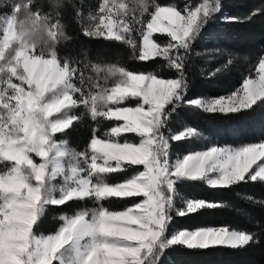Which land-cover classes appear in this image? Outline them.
<instances>
[{
  "label": "snow or ice",
  "instance_id": "6c2138e0",
  "mask_svg": "<svg viewBox=\"0 0 264 264\" xmlns=\"http://www.w3.org/2000/svg\"><path fill=\"white\" fill-rule=\"evenodd\" d=\"M11 8L10 14L0 18V57L7 50L16 61L13 66L5 59L7 70L0 65V92L7 87L15 101L14 108L0 101V163L5 165L0 171V264H158L169 246L238 249L253 241L245 231L227 227L178 231L166 237L173 194L181 181H206L213 187L264 181V143L211 147L170 162V141L200 135L193 127L166 134L170 117L189 87L179 53L189 50L209 19L221 10L220 0H203L194 9L182 10L142 0H112L111 4L103 0L99 15L90 17L94 23L83 34L133 44L139 49L140 62L162 56L179 76L160 78L113 67L106 71L117 77L114 87L97 82L88 91L78 67L58 53L57 45L64 37L59 19L53 21L42 13L34 0H23L22 5L17 0ZM137 9L141 19L135 21L139 24L135 31L142 36L138 45L129 34L133 31L129 14L134 19ZM113 10L117 19H112ZM14 11H23L27 17V25L19 30L9 19ZM223 19L236 22L234 17ZM118 24L123 32L117 31ZM153 33H166L170 41L161 46L152 39ZM259 72L258 80L245 79L242 88L228 97L197 98L187 104L207 114L251 110L257 101H264V59L259 61ZM131 98L135 106H121ZM77 107L86 109L93 122L106 118L122 123L111 127L104 138L94 132L88 150L71 152L56 137L78 122L72 111ZM5 109H10L8 116ZM121 134H133L138 140L121 141ZM65 157L74 161L70 175L62 162ZM129 169L131 174L123 181L106 182L105 174ZM85 198L100 203L91 212L61 217L64 226L55 235L36 234L48 206L63 207ZM107 198L132 199L133 203L114 211L103 206ZM212 207L215 204L188 199L178 214L183 217Z\"/></svg>",
  "mask_w": 264,
  "mask_h": 264
},
{
  "label": "trees",
  "instance_id": "16d2710c",
  "mask_svg": "<svg viewBox=\"0 0 264 264\" xmlns=\"http://www.w3.org/2000/svg\"><path fill=\"white\" fill-rule=\"evenodd\" d=\"M9 1L0 0V11L5 3L17 5V0ZM97 1L34 0L35 7L42 13L51 16L53 21L59 19L64 37L57 45L58 53L78 67L79 74L84 76V87L89 90L97 82L108 88L115 85L117 77L110 76L106 71L113 67L159 74L162 78L179 76L174 69H169L162 57L140 62L136 48L123 40L84 35L82 18L87 8ZM142 2L175 6L182 10L188 3L196 5L203 0ZM220 3L221 10L209 19L189 50H180L189 87L185 91L184 101L176 106L166 126V134L169 127L181 129L187 125L200 130L203 135L199 140L188 138L180 142L170 141V156H182L194 146L207 141V144L213 142L236 147L264 141V101H257L251 110H242L238 114H207L187 104V101L199 96H220L234 91L264 49V0H220ZM19 4L22 5L23 0H19ZM15 15L18 22L27 25L23 11H16ZM225 17H234L236 22H226L223 19ZM221 51L225 55L210 54ZM92 90L95 91V88ZM169 108L171 110V106ZM72 111L79 117L78 122L56 137L67 143L71 152L88 150L87 145L94 132L102 137L115 124L114 120L106 118L93 122L83 107ZM120 139L136 140L132 134L122 135ZM130 174L131 169L128 172L105 174V179L106 182L116 183ZM180 198L204 200L215 204V207L181 217L177 210ZM99 203L92 198H85L68 202L63 207L48 206L35 232L55 233L64 225L61 217L71 218L82 211L91 212ZM132 203V199L107 198L103 206L118 211ZM170 215L172 219L166 229L167 238L178 230L225 226L245 231L253 236V241L238 249L218 246L200 250L188 249L186 245L169 246L158 264H264V181L241 182L227 187H213L206 181H181L177 192L173 194Z\"/></svg>",
  "mask_w": 264,
  "mask_h": 264
},
{
  "label": "rangeland",
  "instance_id": "374dc122",
  "mask_svg": "<svg viewBox=\"0 0 264 264\" xmlns=\"http://www.w3.org/2000/svg\"><path fill=\"white\" fill-rule=\"evenodd\" d=\"M9 2H11V0ZM102 2H103V0H98L95 5L92 4V6H89L87 8L84 17L82 18L84 29L87 28L91 23H94V21H92L90 17L91 16H98L99 15V6H100V4ZM115 2L116 3H120V2L130 3L129 0H115ZM109 3L111 4L112 3V0H109ZM202 3L196 4V5H194L192 3H188L186 6H184V8L185 7H191V8L194 9L195 7L201 5ZM12 4H13L12 2L10 3V5L5 3L3 8L1 6L0 18H2L3 16L11 13V10H12L11 5ZM15 13H16V11L12 12V15H11V17L9 19L13 22V24L16 27V29L19 30L22 25H24V26H26V25L22 21H19V22L17 21ZM182 14H184V13L182 12ZM132 15H133L132 13L129 14V18L131 20V23L129 24V26H130L131 29H133V31L131 33H129V34L131 35V38H132L133 42L138 45V44H140L142 42V36H140V34H139L138 31H135V29H138L139 28V24H137L135 21L138 20V19H141V17H140V14L137 11L134 14V16H135L134 19H132ZM112 19H117L116 15H115V10H113ZM165 23H167V22H165ZM117 31L118 32H123V27H121L119 24L117 25ZM0 38H2V32H0ZM152 39L155 42H157L158 44H160L161 46H165L170 41V37H168L166 33H153ZM131 45H133V44H131ZM135 48H136L137 51H139V49L137 47H135ZM173 54L174 55L176 54L175 51L173 52ZM210 54H213L214 56L225 55L223 53V51L216 52V53H210ZM5 59H8L10 61V63L13 66H15L16 61L11 60L10 57H8V51L5 50L4 56L3 57H0V65H2L3 70H7L8 67H9V65L7 63H4V60ZM261 59H264V49L262 50V53L260 54V57H258L256 63L254 65H252L251 68L247 71V73L245 74L246 75L245 78H243L242 82L236 87V89L234 91H232L230 93H227V94H224V95H220V96H211V97H209V96H199V97H196V98H193V99H197L198 98V99L209 100V99H218V98H220L222 96L223 97H228L233 92H235L237 89L242 88L243 81L245 79L258 80L259 79V75H260V72H259V61ZM136 73H138V74H141V73L142 74H149V73H145V72H136ZM78 75H79V73H78ZM160 78H162V77H160ZM171 78H174V77H171ZM14 82H17V81L14 80ZM5 83L10 84V81H8L7 76H5ZM77 84L79 86V81L78 80H77ZM114 86L115 85H113L112 87H114ZM109 88H111V87H109ZM84 89H85V91H88V89L86 87H84ZM8 91H9V89L6 87L2 92H0V101H2V105H10L12 108H14L15 107V101L12 99L11 96L8 95ZM15 94H16L15 92L12 93L13 96ZM121 106H135V98H131L130 100L123 101L121 103ZM9 111H10V109H5L4 110V115L5 116H8L9 115ZM121 123L122 122L115 121V124H114L113 127L118 126ZM187 127H190V126L183 125V127L181 129H178L176 127H169V130L167 131V135L170 136L172 134H178L179 132L185 130ZM108 132H110V130ZM198 132L200 133L199 136H197V137H191L190 139L196 138L197 140H199L200 138H202V135H203L202 132L200 130H198ZM122 135H127V134H121V136ZM134 137H135L136 140H138V137H136V136H134ZM100 138H104V136H102ZM121 141H123V140H121ZM57 142L59 143V142H63V141L57 140ZM207 143H208V141L205 142V143H202L200 145L194 146L193 148L190 149L189 152H186L182 156H172L171 155L170 156V162L171 163H175V160L176 159H182L184 155H188V154L194 153L196 151H207L211 147H236V146H232V145L217 144V143H213V142L210 143V144H207ZM257 143H264V141L257 142ZM246 146H248V145H246ZM242 147H244V146H242ZM37 162H40L38 158H37ZM62 162L64 163L66 172L70 175L71 174V167H72L74 161L70 157H65ZM257 163H260V161L258 160ZM81 166L86 167L85 165H81ZM4 167H5V165L2 164V163H0V171H2L4 169ZM253 168H255V165H253ZM212 175H214V174H212ZM56 183H57V186L59 187L63 183V177L59 178ZM187 200L188 199H184V198H180L178 200V202H179V204H178L179 207L177 205V210L178 211H181V210H183L185 208L186 201ZM221 227H225V226H221ZM199 229H202V228H198V229H195V230H178V231H196V230H199ZM229 230L240 231V230L231 229V228H229ZM178 231L173 232L172 235L176 234ZM57 232L50 233V234H44V233H36V234L37 235H41V236H47V235H55ZM171 236L168 237V238H171Z\"/></svg>",
  "mask_w": 264,
  "mask_h": 264
}]
</instances>
